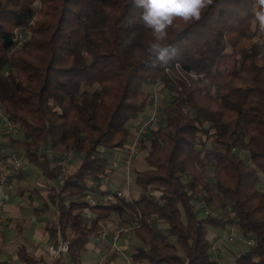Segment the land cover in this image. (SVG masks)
Segmentation results:
<instances>
[{"label":"trees","instance_id":"16d2710c","mask_svg":"<svg viewBox=\"0 0 264 264\" xmlns=\"http://www.w3.org/2000/svg\"><path fill=\"white\" fill-rule=\"evenodd\" d=\"M259 10L257 0H213L199 21H174L161 42L167 51L154 53L133 0H0V105L24 134L10 145L52 184L34 210L54 212L46 232L68 241L73 264L112 214L141 217L129 253L135 264H224L209 228L233 225L254 240L235 264H264ZM157 81L165 85L161 120L141 145L147 167L135 161L131 198L90 207L84 218L85 195L104 182L101 195L110 192L114 169L103 155L124 148ZM71 150L81 162L60 178L54 154ZM18 259L38 263L25 246Z\"/></svg>","mask_w":264,"mask_h":264},{"label":"built area","instance_id":"2783aa9c","mask_svg":"<svg viewBox=\"0 0 264 264\" xmlns=\"http://www.w3.org/2000/svg\"><path fill=\"white\" fill-rule=\"evenodd\" d=\"M164 83L157 81L153 83L154 93L151 100V107L146 115H140L133 121L131 128V135L125 144L123 149L116 151H122L124 155L119 159L118 163L114 166L119 169L122 183L119 189L112 193L111 191L104 196L99 197L96 192H88L85 195V201L88 203V207L82 210L84 218L91 217L90 207H96L100 205H109L112 202H118L123 198L130 199L132 193V185L134 183V164L141 153V145L146 134L150 128L157 125L161 120L162 104L160 99H163ZM24 136L22 130L11 121L4 113L0 105V264H18L17 260L8 254H6L3 242V233L8 224V218L5 214V200L3 193L6 188L11 184L15 175L21 173H27L30 170V163L27 159L26 152L21 149H16L10 145V139H19ZM50 153H53L50 151ZM240 154V153H239ZM57 158V166L60 168V178L64 176L68 167L71 166L74 158V152L71 150L67 153L56 152L54 154ZM201 209L204 214H210V209L201 204ZM231 217H235L233 213ZM150 225L151 220H147ZM108 225H102L99 231L98 240L101 243H107V251L99 252L96 260L92 264H106L108 255H115L121 257L125 264H135L127 252L126 246L120 244V241L124 238L131 236L135 230L141 226V217L137 216L135 219L126 221L117 214H112L109 218ZM241 232L238 227L231 226L228 231L221 236L211 247V251L215 256H218V250L216 245L219 242L231 243L237 237V233ZM249 245L254 244L253 239L248 240ZM69 250L68 241L64 238H60L57 242H52L48 246V254L54 259L58 260L62 258L64 254H67ZM69 264H73L71 261Z\"/></svg>","mask_w":264,"mask_h":264},{"label":"crops","instance_id":"0c3cea01","mask_svg":"<svg viewBox=\"0 0 264 264\" xmlns=\"http://www.w3.org/2000/svg\"><path fill=\"white\" fill-rule=\"evenodd\" d=\"M30 170H32L31 166ZM28 172L15 175L10 186L3 193L5 214L9 221L3 234L5 252L13 256L18 264H25L18 259L19 247L25 246L27 252L38 260L37 264H69L70 259L67 255L59 260H54L48 254V246L53 241L46 232L45 227L47 221L55 219V215L53 211L41 214L35 213L34 207H40L43 204L41 197L43 194L39 192V195L33 194L31 197L29 189L34 188L32 182L37 173H41V171L39 168L34 167L33 172ZM42 178L44 177L42 176ZM29 214L31 219L25 224ZM134 243L138 245V240L133 235L120 241L121 245L126 246L128 253L131 252ZM107 248V243H101L97 238L92 239L87 244L79 264H92L98 253L106 252ZM220 259H222L221 256ZM106 264H125V261L121 257L108 255Z\"/></svg>","mask_w":264,"mask_h":264},{"label":"clouds","instance_id":"9594fccd","mask_svg":"<svg viewBox=\"0 0 264 264\" xmlns=\"http://www.w3.org/2000/svg\"><path fill=\"white\" fill-rule=\"evenodd\" d=\"M142 9L141 19L146 28L154 36L151 51L154 53L167 51L161 48V42L166 38V30L174 21L191 23L199 21L203 13L213 3V0H133ZM260 6L256 17L264 29V0H257Z\"/></svg>","mask_w":264,"mask_h":264},{"label":"rangeland","instance_id":"374dc122","mask_svg":"<svg viewBox=\"0 0 264 264\" xmlns=\"http://www.w3.org/2000/svg\"><path fill=\"white\" fill-rule=\"evenodd\" d=\"M146 89H149V87H145ZM147 91V90H146ZM150 91V90H148ZM164 94V92H163ZM167 100V98H166ZM161 104H164V101L162 99H160ZM148 113V112H147ZM132 124V123H131ZM145 151L140 154L137 158V162H136V169H140V170H144L146 169V163L144 160L145 157ZM124 155V153L122 151H114L112 153L109 152H105V154L103 155L104 158H106L109 162V164L111 165V167L114 169V173L112 172L111 174H113L110 177V185H109V189L112 193L116 192L121 183H122V177L120 174L119 169H117L114 164L119 162V159ZM242 156L244 159L247 158L246 154L242 153ZM81 162V156H74L71 166L70 167H77ZM32 170H30L28 173H31L34 171V167L30 164ZM37 171V170H36ZM208 173L210 175H213V169H209ZM25 174V173H24ZM34 185V188L31 187L32 189H37L41 194V197L45 198L47 197L48 193L50 192V189L52 184L47 181L45 178H42L41 173H37V175L34 178V181L32 182ZM106 188L108 189V183L104 182L100 188L98 190H95L94 192L97 193V195L100 197L101 195V191H106ZM136 188V189H135ZM134 190H136V194L135 197H139L141 194V190L138 187H135ZM258 188L260 190H264V180L263 177L260 175L259 176V181H258ZM104 196V195H103ZM31 219V216L29 214L28 218L25 220V224H27V222H29V220ZM162 232L165 233L166 230L165 228L162 229ZM226 232V231H225ZM224 231H218L215 230L213 228H209V234H208V238L210 240L213 239V242H217L218 239L221 238V236H223ZM253 239L252 237H247L245 235L242 234V232H238L237 233V237L235 238V240L231 243H226V242H219L216 245L217 248V252H218V258L220 259V256L222 258V262L224 264H235V256L241 252V251H245L247 250V248L250 246L248 244V240L249 239ZM132 247H135V243L133 244ZM215 256V254H214ZM217 257V256H216Z\"/></svg>","mask_w":264,"mask_h":264}]
</instances>
